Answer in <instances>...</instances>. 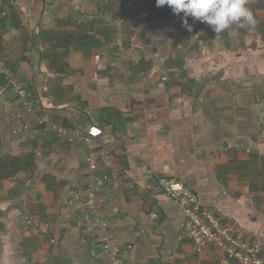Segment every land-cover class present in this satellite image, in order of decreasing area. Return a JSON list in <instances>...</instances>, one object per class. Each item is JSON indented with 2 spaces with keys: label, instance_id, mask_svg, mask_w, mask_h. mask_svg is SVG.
<instances>
[{
  "label": "crops",
  "instance_id": "1",
  "mask_svg": "<svg viewBox=\"0 0 264 264\" xmlns=\"http://www.w3.org/2000/svg\"><path fill=\"white\" fill-rule=\"evenodd\" d=\"M247 6L254 30L215 35L155 0H0V56L34 105L0 83V162L31 158L0 179V264H108L77 198L93 180L121 264H237L183 237L168 178L264 254V0Z\"/></svg>",
  "mask_w": 264,
  "mask_h": 264
},
{
  "label": "built area",
  "instance_id": "2",
  "mask_svg": "<svg viewBox=\"0 0 264 264\" xmlns=\"http://www.w3.org/2000/svg\"><path fill=\"white\" fill-rule=\"evenodd\" d=\"M0 75L11 95L18 99L27 113L31 114L34 105L26 85L12 73L1 56ZM24 129H27L26 125ZM75 135L88 147L89 154L85 161L93 169L97 159L94 141L103 136L102 130L96 126H89L83 133L78 128ZM159 183L165 195L175 202L182 212L184 220L181 233L193 244L197 252L214 248L221 251L226 259L237 264H264L262 245L255 240L247 239L241 231L223 224L212 209L201 204L198 196L190 188L175 178L161 179ZM77 198L82 199L100 231L98 240L108 264H121L112 238L110 222L101 213V201L97 196L95 181H90L82 196ZM149 218L156 219L157 216L151 214Z\"/></svg>",
  "mask_w": 264,
  "mask_h": 264
},
{
  "label": "clouds",
  "instance_id": "3",
  "mask_svg": "<svg viewBox=\"0 0 264 264\" xmlns=\"http://www.w3.org/2000/svg\"><path fill=\"white\" fill-rule=\"evenodd\" d=\"M155 5H167L175 15L183 13L181 22L188 31H192L188 17L211 26L215 35L233 25L249 30H254L257 25L253 12L247 6L248 0H155Z\"/></svg>",
  "mask_w": 264,
  "mask_h": 264
},
{
  "label": "trees",
  "instance_id": "4",
  "mask_svg": "<svg viewBox=\"0 0 264 264\" xmlns=\"http://www.w3.org/2000/svg\"><path fill=\"white\" fill-rule=\"evenodd\" d=\"M73 39L76 38V45L80 47V53L83 55V56H89L90 55V52L91 50L87 48V50L84 49L83 45L84 44H89V43H92L91 45L94 44V41H87V42H84L83 41V38L82 37H79V36H72ZM1 84H4L5 85V82H3V80L0 81ZM31 162V158H23V159H20V158H10V159H7L6 161L4 162H0V179H4V178H7V177H12L13 175H15L18 171L22 170V166L24 164V167L25 169L28 167V163Z\"/></svg>",
  "mask_w": 264,
  "mask_h": 264
},
{
  "label": "water",
  "instance_id": "5",
  "mask_svg": "<svg viewBox=\"0 0 264 264\" xmlns=\"http://www.w3.org/2000/svg\"><path fill=\"white\" fill-rule=\"evenodd\" d=\"M0 244H1V241H0Z\"/></svg>",
  "mask_w": 264,
  "mask_h": 264
}]
</instances>
